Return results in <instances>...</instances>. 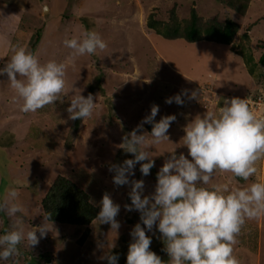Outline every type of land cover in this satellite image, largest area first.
Returning <instances> with one entry per match:
<instances>
[{
	"label": "rangeland",
	"instance_id": "374dc122",
	"mask_svg": "<svg viewBox=\"0 0 264 264\" xmlns=\"http://www.w3.org/2000/svg\"><path fill=\"white\" fill-rule=\"evenodd\" d=\"M8 1L0 0V57H4L0 59V67L10 55L8 41L29 48L36 31L40 30L33 52L41 63L54 60L65 64L67 94H62V102L56 101L35 112H23L22 101L13 99L16 94L7 76L0 75V141L12 133L11 143L0 145V200L10 188H15L19 202L27 209L23 217L25 230L41 223L50 227L37 246L29 248L25 241L19 245V255L0 260V264H26L32 259H36L33 264H108L103 257L112 242L115 247L111 252L121 251L116 254L119 262L127 256L134 225L139 222L143 227L140 213L125 209V205L131 204V184L114 185V172L109 171L110 165L123 162L116 157L122 137L141 123L156 101L160 107L156 121L162 116H176L168 130L169 140H162L149 149L155 162L150 174L142 175L137 164L134 176H129V181L143 180V194L148 195L154 192L156 174L169 157L168 151L175 148L177 155L182 153L191 159L187 147L182 145L184 128L195 116H203L207 110L218 112L219 107L214 103L220 93L242 96L250 90L264 92V66L257 62L259 55L264 53V0H250L244 14H238L216 0ZM192 5L203 19L223 21L231 18L238 23L232 45L203 38L198 40L202 42L199 46L205 45L204 41L213 46L206 50L213 56L211 61L214 52L218 53L215 59L219 64L212 62L210 65L220 76L216 81L213 74L196 84L190 81L183 73L189 74L185 64L190 54V61L195 59L188 46L190 42L183 38H164L146 26L150 12L154 18L165 21L171 7L175 8L182 24ZM88 28L98 32L107 47L103 51L98 49L93 55L76 56L63 41L78 37ZM243 54L249 59H243ZM97 75L101 77L103 94L94 86ZM182 90L187 92L182 97L185 105L183 103L179 106L182 110L175 111L178 104H168L165 100ZM79 92L85 97L93 94L95 108L92 116L80 120L74 130L66 109ZM193 92L196 98H191ZM221 105L222 97L218 106ZM143 132L150 134L147 124L143 125ZM162 152L163 155H159ZM131 158L132 154L127 159ZM256 167L257 173L246 181L217 169L210 184L243 189L253 182H264V169L260 172L264 168V158ZM56 174L67 176L86 190L98 212L102 195L110 194L113 202L120 206L116 217L120 228L116 236L109 224H101L94 218L88 224V234L79 243L77 239L84 226L45 219L40 200ZM13 219L0 212V235L11 227ZM258 219L264 224V215L247 219L236 238L233 254L240 264L253 261L259 248L261 264H264V227L259 247L261 226L258 227ZM146 234L152 240L150 248L160 243L154 251L162 260L161 251L166 250L165 244L160 242L162 237L158 229L154 226L151 232L146 230ZM101 241L105 245L103 249L98 247Z\"/></svg>",
	"mask_w": 264,
	"mask_h": 264
},
{
	"label": "clouds",
	"instance_id": "9594fccd",
	"mask_svg": "<svg viewBox=\"0 0 264 264\" xmlns=\"http://www.w3.org/2000/svg\"><path fill=\"white\" fill-rule=\"evenodd\" d=\"M63 43L76 56L93 55L107 47L100 34L93 30H85ZM7 44L10 55L0 68V75L7 76L16 94L13 99L22 101L21 111L35 112L56 101L62 102V94H67L65 64L54 60L41 63L26 45L11 41ZM185 95L187 92L182 90L165 102L183 105ZM191 98H196V93ZM94 108L93 94L85 97L79 92L66 109L68 119L91 117ZM158 113L159 106L153 104L141 123L122 137L121 148L133 158L109 167L114 172V185L131 184V204L125 205V209L138 211L143 224L142 227L136 223L130 231L132 241L126 264H165L150 250L152 240L146 230L151 232L154 226L165 244L167 264H240L233 254V246L246 220L264 215V182L229 189L210 181L217 169L231 172L244 181L257 173L256 164L264 158V116L254 114L247 100L239 97L225 99L218 112L207 110L203 116H195L185 126L182 137V145L187 147L191 159L182 153L177 155L175 148L168 151L169 157L156 174L154 192L144 195V181H129V176H134L137 164L142 175L150 174L155 162L149 149L162 140H169L168 130L176 120L175 115H166L156 121ZM144 124H152L150 134L143 132ZM18 197L15 188H10L0 200V212L15 218L11 227L0 235V260L19 255V245L25 241L29 248L37 246L50 231L46 223L25 230L23 217L27 209ZM119 212L120 206L105 192L95 219L109 224L116 236L120 228L116 219ZM50 215L45 219L50 220ZM98 247L103 249L105 245L101 241ZM114 247L112 242L103 257L108 264L118 262V255L111 252Z\"/></svg>",
	"mask_w": 264,
	"mask_h": 264
},
{
	"label": "trees",
	"instance_id": "16d2710c",
	"mask_svg": "<svg viewBox=\"0 0 264 264\" xmlns=\"http://www.w3.org/2000/svg\"><path fill=\"white\" fill-rule=\"evenodd\" d=\"M4 2H9L8 0H2ZM221 2L226 7L230 8L232 11L238 14H244L247 9L250 0H216ZM83 18V17H82ZM86 22V19L83 18ZM258 19V18H257ZM264 19V16L262 17ZM88 25V24H87ZM146 26L148 28L154 29L156 33L167 39L183 38L188 42H195L198 40L206 39L208 41H213L217 44L232 45V40L234 34L238 30V23L231 18H225L223 21H218L215 18L203 19L195 11L193 5L189 10V15L183 23H179L176 15V10L171 7L168 10V17L165 21L158 20L153 17V12H150L147 20ZM89 27V26H88ZM89 30V28H88ZM40 30H37L29 48L33 51L37 41L39 40ZM249 59L243 54V59ZM245 59V60H246ZM260 65L264 66V53H261L257 59ZM1 68V67H0ZM248 72H251V68L248 67ZM247 84V83H246ZM98 88L100 94H103V88L101 86V77L96 76L95 85ZM92 89V87H90ZM222 93L219 94L221 96ZM79 119L73 120L72 128L75 130L79 124ZM147 128L151 132L152 125H147ZM12 141V133L9 132L8 135L2 137L0 141L1 146H8ZM131 154L125 152L120 148L117 152V158L124 161ZM40 207L44 217L50 215L51 222H58L64 224L81 225L84 229L77 239L79 243L85 239L89 232L88 224L96 217L98 208L91 201L89 193L81 188L76 182L69 179L67 176L62 174H56L46 190L45 194L40 200ZM163 242V239L160 241ZM160 244V243H159ZM159 244L150 248L151 251L156 252L159 248ZM20 250V246H19ZM161 251V250H160ZM121 252L120 249L113 250V254ZM162 261L167 263L169 256L166 251H161ZM47 257H45V260ZM36 259L27 261L26 264L35 263ZM107 261V260H106ZM46 262H44L45 264ZM108 263V261H107ZM15 264V263H11ZM117 264H126V256Z\"/></svg>",
	"mask_w": 264,
	"mask_h": 264
},
{
	"label": "crops",
	"instance_id": "0c3cea01",
	"mask_svg": "<svg viewBox=\"0 0 264 264\" xmlns=\"http://www.w3.org/2000/svg\"><path fill=\"white\" fill-rule=\"evenodd\" d=\"M200 43H202V42H200V41H195V42H190L189 43V45L188 46H190L192 49L190 50V52L192 53V54H194L195 55V59H192L191 58V61H190V59H189V57L191 56V54H190V56L188 57V59H187V63L185 64L186 66H187V69H188V72H189V74L193 71V70H197V71H199V72H195V73H191L190 75L189 74H187V73H185V72H183L188 78H189V80L190 81H194V84H196L197 83V81H199V80H202V79H205V78H208V77H211L212 75L211 74H213V78L215 79L214 81H216L217 80V78H220V76H219V74H218V72H216V68L214 69V68H212L210 65H211V63L212 62H215L216 63V65H217V63L219 64V61H217L216 59H215V57L217 58L218 57V53L217 52H214V59L211 61V57L213 58V56H211V55H208L207 54V49H210V48H212L213 46L212 45H209V43H207L206 41H204V43H205V45H203V46H199V44ZM221 46V45H220ZM215 48H216V46H215ZM183 50V49H182ZM180 51H181V49H180ZM183 52V51H182ZM208 53H210V52H208ZM204 54V55H203ZM170 55V54H169ZM173 55H174V53H173ZM172 55V56H173ZM198 56H203V57H198ZM166 58V57H165ZM172 59V58H171ZM168 60V59H167ZM175 61V60H174ZM211 61V62H210ZM221 63V62H220ZM199 64H201V65H199ZM198 66V67H197ZM205 72V73H204ZM216 73V74H215ZM204 74V75H203ZM205 81V80H204ZM220 84H222L221 82H219ZM246 88H247V86H246ZM245 88V89H246ZM218 90V89H217ZM219 91H221L222 92V90H219ZM224 91V90H223ZM222 93H226V92H222ZM235 94V93H234ZM159 102L158 101H156L154 104H157L158 106H159V104H158ZM184 105H185V103H184ZM180 105H178L177 106V108L175 109V111H177V109H180V110H182V108H180L179 107ZM160 108V107H159ZM147 125H152V124H147ZM263 169L264 168H262L261 170H260V172H263ZM264 224H263V222H262V219L260 220V219H258V227H260L261 226V229H260V236H259V239H258V241H259V247H260V237H261V235H262V230H263V226ZM253 261H250V262H248L247 264H261V252H260V248L258 249V252H256L254 255H253Z\"/></svg>",
	"mask_w": 264,
	"mask_h": 264
},
{
	"label": "built area",
	"instance_id": "2783aa9c",
	"mask_svg": "<svg viewBox=\"0 0 264 264\" xmlns=\"http://www.w3.org/2000/svg\"><path fill=\"white\" fill-rule=\"evenodd\" d=\"M221 97L222 105L218 106L219 102L221 101ZM232 97H239L242 99L245 98L254 114L257 116H264V92H254L253 90H250L245 92L242 96H237V94L229 95V93H225L216 99L214 105H217V107H222L224 100L230 99Z\"/></svg>",
	"mask_w": 264,
	"mask_h": 264
},
{
	"label": "water",
	"instance_id": "95a60500",
	"mask_svg": "<svg viewBox=\"0 0 264 264\" xmlns=\"http://www.w3.org/2000/svg\"><path fill=\"white\" fill-rule=\"evenodd\" d=\"M43 7H45V8H46V6H45V5H43ZM235 178L242 179V178H239V177H235Z\"/></svg>",
	"mask_w": 264,
	"mask_h": 264
}]
</instances>
